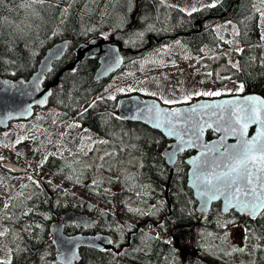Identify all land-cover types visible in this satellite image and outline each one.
I'll return each mask as SVG.
<instances>
[{"label": "trees", "instance_id": "16d2710c", "mask_svg": "<svg viewBox=\"0 0 264 264\" xmlns=\"http://www.w3.org/2000/svg\"><path fill=\"white\" fill-rule=\"evenodd\" d=\"M256 1L221 0L215 7L207 4L188 12L164 0H45L31 7L21 6L27 0H0V76L30 77L46 50L68 39L66 54L54 63L46 82L76 59L81 43L96 37L125 48V65L119 72L165 42L181 41L199 58L222 63L227 71L214 70V84L238 82L245 93L264 96L263 15ZM225 21L238 27L239 43L234 49L217 33L216 27ZM141 37L145 41L139 43ZM149 42L153 46L146 49ZM231 50L237 65L228 63ZM98 66L99 59L94 57L64 71L50 106L74 118L80 129L103 138L114 160L111 170L121 159L139 158L141 167L132 171L125 165L107 188L101 181L85 183V167L68 150L69 154L50 150L40 162L46 174L53 175L47 177L44 190L27 202H13V220L8 221L14 250L10 264H59L49 228L69 209L86 212L98 223L91 231L68 224V234L103 232L114 238L109 249L83 248L78 264H183L171 233L180 226L197 225L201 248L187 264H237L238 255H264V215L257 219L234 211L225 215L219 203L208 217L198 215L197 202L187 186L186 159L193 151L179 155L167 188L171 174L164 151L170 140L142 123L120 117V98L140 92L107 94L109 79L95 78ZM215 136L209 132V138ZM239 248L245 251H233Z\"/></svg>", "mask_w": 264, "mask_h": 264}, {"label": "rangeland", "instance_id": "374dc122", "mask_svg": "<svg viewBox=\"0 0 264 264\" xmlns=\"http://www.w3.org/2000/svg\"><path fill=\"white\" fill-rule=\"evenodd\" d=\"M185 11L192 12L207 4L221 0H164ZM256 6L262 11V41L264 44V0H257ZM217 33L232 48L239 43L238 27L235 23L225 21L217 27ZM144 35V33H143ZM143 37L140 42H144ZM143 47V46H142ZM229 64L237 65V58L232 50L229 51ZM226 72L222 63L201 59L192 52L190 47L181 41L163 43L159 48L149 52L146 56L134 60L126 66L124 71L115 74L107 83L108 94L118 95L127 91H139L143 96H156L164 100H183L186 96L198 97L194 93L205 91H220L222 93H240L238 82L229 85H212V72ZM211 73V75H208ZM222 74V73H221ZM121 89L123 91H121ZM244 91V88H243ZM212 97V96H204ZM188 101V102H189ZM187 102V103H188ZM183 104V103H180ZM178 104H172L175 106ZM73 118H67L54 106L37 109L36 115L27 121H15L8 130L0 129V159L2 157L20 158L25 164L37 168L39 162L50 150L56 154L68 153L73 155L85 167L84 177L93 183L101 181L109 188L111 179L117 178L127 165L129 170L140 169L141 160L134 158L125 161L121 159L111 170L113 158L103 138L91 130L80 129ZM23 141H26L23 143ZM68 153V154H69ZM103 158V159H102ZM41 169L44 167L40 166ZM45 173L46 170L44 169ZM36 176L39 173L35 171ZM48 178L53 177L49 172ZM51 180V179H49ZM36 182V178L25 177L15 173L0 171V260L11 261L14 250L11 248L13 238L8 221L13 220V202H19L22 194L28 192ZM243 246V244H240ZM198 250H190L186 254L185 264L194 261ZM264 256V255H262ZM237 264H264V257L254 256L252 253L237 256ZM182 264V263H179Z\"/></svg>", "mask_w": 264, "mask_h": 264}, {"label": "water", "instance_id": "95a60500", "mask_svg": "<svg viewBox=\"0 0 264 264\" xmlns=\"http://www.w3.org/2000/svg\"><path fill=\"white\" fill-rule=\"evenodd\" d=\"M71 40H63L55 43L49 47L36 71L28 78L18 77H2L0 76V128L8 129L15 121H27L33 118L36 114L37 108H46L50 104V98L53 94V89L60 86V78L64 71L72 68H77L79 64L89 58L97 57L99 59V66L95 72L97 80H105L120 71L125 64V48L119 42L113 40H104L102 37H96L88 42L81 43L77 47L76 59L65 69H63L58 76L46 83L47 75L52 71L54 63L59 61L67 52ZM248 96L258 97L264 100V96L259 93H242L230 94L212 98H199L189 103H183L176 106L164 104L159 98L151 96H143L141 94H131L120 98L118 105V112L122 119L132 122L142 123L154 130H157L170 140V147L165 150L164 157L170 167L171 177L173 176L174 168L179 155L185 151H194L187 159L186 162L189 166L188 170V187L193 191L194 198L197 200V212L201 218L208 217L212 207L216 203H220L222 212L230 214L235 211L241 216H246L251 219H257L260 214L255 218L247 214L239 208L225 207L226 201L223 198L205 201L197 189L193 187V170L194 166L191 163L195 158L199 157L202 148L197 143L196 147H188L186 143H181L175 135L168 134V126L165 124L162 127H156L155 113L159 110L164 112L172 109H190L196 105L206 104H220L223 101H241L243 102ZM152 110L151 112L149 110ZM209 111H211L209 109ZM257 125H250L248 129V136L251 137L257 131ZM182 133V129H180ZM213 131L216 136L209 138V132ZM220 133L207 129L202 137L203 143L216 144L219 141ZM185 137V141H187ZM227 143H236V138L229 136ZM181 149V150H178ZM175 152L172 160L169 156ZM4 167L13 171H23L25 166L16 161H7ZM169 183L167 188H169ZM98 220L93 216L77 211L67 210L63 213L62 218L55 220L50 224V233L52 241L57 251V259L59 264H78L81 261V250L83 248H93L98 250L109 249L113 244V236L106 233H75L67 234V224H78L86 230L95 228ZM192 227L191 229L186 226H181L174 229L176 232L172 237L177 243L180 241L192 249H195L199 243V230L200 227Z\"/></svg>", "mask_w": 264, "mask_h": 264}, {"label": "snow or ice", "instance_id": "6c2138e0", "mask_svg": "<svg viewBox=\"0 0 264 264\" xmlns=\"http://www.w3.org/2000/svg\"><path fill=\"white\" fill-rule=\"evenodd\" d=\"M44 2L45 0H27L21 6L31 7ZM215 6V3L207 5ZM239 91H243V85L239 86ZM194 95L216 97L224 93L205 91ZM191 98L186 96L183 100L166 99L163 103H187ZM109 99H115V96H110ZM154 118L156 127L166 124L168 134L177 136L182 144L196 147L199 143L201 154L191 161L194 166L193 187L206 202L223 198L227 202L226 208H239L253 218L257 214L264 215V100L248 96L243 102L223 101L220 104L196 105L190 109H172L167 112L159 110ZM250 125L258 126L251 137L248 136ZM180 129L183 130L182 133ZM207 129L221 134L216 144L203 143L202 137ZM229 136L235 137L236 143H227ZM185 137L188 138L187 141ZM174 156L175 152L169 156V160ZM223 226L227 227V223ZM0 235L4 233L0 232ZM233 251L243 252L245 248ZM0 264H10V261H0Z\"/></svg>", "mask_w": 264, "mask_h": 264}, {"label": "flooded vegetation", "instance_id": "af4514ba", "mask_svg": "<svg viewBox=\"0 0 264 264\" xmlns=\"http://www.w3.org/2000/svg\"><path fill=\"white\" fill-rule=\"evenodd\" d=\"M152 46H153V43L149 42V44L146 45L145 48L148 49V48H151ZM9 160H14V161H17L20 164L24 165L25 166V170L21 171V172H14V171H11L9 169H6L3 164L6 161H9ZM36 170L39 171L37 176H36V173H35ZM0 171H6V172H10V173L24 175L25 177H29V178L36 177L35 185L28 192H26L25 194H22L20 196V198L18 199V201L27 202L33 196V194H35V192L40 191V190H44V182L46 181V177H45L46 173H45L44 169H41L39 166L35 169V167L31 168L30 165L25 164L24 162H22L21 159L17 160V159L10 158V157H2L0 159ZM187 182H188V177H187ZM193 196H194V194H193ZM196 202H197V200H196ZM196 211H197V205H196ZM192 227H195L197 229V227H200V226L199 225H197V226H189L187 228L191 229ZM175 247H176V251H177L178 256L180 257L181 260L184 261L183 264H185V262L187 261L185 256H186V254L188 252H190L191 248L189 246H187V245H184L182 242L175 243ZM200 248H201V246H200Z\"/></svg>", "mask_w": 264, "mask_h": 264}, {"label": "bare ground", "instance_id": "6f19581e", "mask_svg": "<svg viewBox=\"0 0 264 264\" xmlns=\"http://www.w3.org/2000/svg\"><path fill=\"white\" fill-rule=\"evenodd\" d=\"M171 178H172V177L170 176V179H169V181H171ZM169 181H168V182H169Z\"/></svg>", "mask_w": 264, "mask_h": 264}, {"label": "crops", "instance_id": "0c3cea01", "mask_svg": "<svg viewBox=\"0 0 264 264\" xmlns=\"http://www.w3.org/2000/svg\"><path fill=\"white\" fill-rule=\"evenodd\" d=\"M212 85H214V83H212ZM215 86V85H214ZM217 86V85H216Z\"/></svg>", "mask_w": 264, "mask_h": 264}]
</instances>
